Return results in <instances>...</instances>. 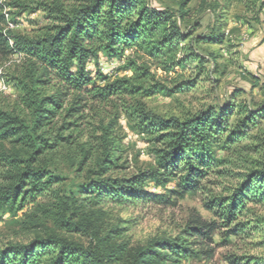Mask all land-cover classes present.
Masks as SVG:
<instances>
[{"label": "rangeland", "instance_id": "374dc122", "mask_svg": "<svg viewBox=\"0 0 264 264\" xmlns=\"http://www.w3.org/2000/svg\"><path fill=\"white\" fill-rule=\"evenodd\" d=\"M84 1L0 0V17H4L0 31L10 40V46L13 38L42 37L58 25L57 16L50 11L55 3L71 11ZM183 1L145 0V4L173 15L188 36L186 41L162 47L158 54L153 48L163 37L158 32L153 46L133 48L122 58L100 53L98 61L91 63V77H96L98 69L111 82L130 80L132 85L152 91L150 96L139 90L101 102L70 92L64 113L53 119L45 135L53 147L38 153L32 146L0 142V184L7 183L11 169L8 162L15 155L26 161L33 157L34 167L44 171L47 178L58 180L24 207L12 213L0 211V247L49 237L87 247L88 235L71 233L58 222L72 219L78 209L91 218L93 230L102 236L120 234L117 241L131 249L145 248L161 239L184 238L188 222L200 217L216 223L212 241L205 248L212 249L213 256L206 259L195 254L180 264H264V195L257 194L256 201L249 202L231 226H223L220 218L205 207L211 201L230 198L244 181L251 180L248 175L264 168V0H191L182 8ZM182 13L187 14L185 22H180ZM27 64L24 55H5L0 50V108L29 120L31 110L18 81L24 77ZM60 84L53 79L44 91L52 94ZM77 97H81L76 105L79 113L65 118V111ZM138 108L163 119H184L210 109L232 110L228 129L215 137L208 149L211 169L202 190L175 206L154 198L130 203L107 198L97 201L87 193L88 186L102 174L129 180L155 166L154 149L159 146L152 136L138 132ZM246 109L258 115L253 123H246ZM110 123L107 147L113 159L104 165L102 128ZM62 127L66 130L61 131ZM251 181L254 185L258 179ZM145 192L154 197L155 186L149 183ZM201 249L194 247L196 253Z\"/></svg>", "mask_w": 264, "mask_h": 264}, {"label": "trees", "instance_id": "16d2710c", "mask_svg": "<svg viewBox=\"0 0 264 264\" xmlns=\"http://www.w3.org/2000/svg\"><path fill=\"white\" fill-rule=\"evenodd\" d=\"M189 2L191 0H184L182 8H186ZM51 8L58 20L52 33L34 39L13 38L14 43L10 46V40L0 31L1 52L5 55L22 54L28 63L24 77L18 81L25 92V104L31 110L30 119L26 120L15 111L0 108V142L32 146L38 153L53 147L51 139L45 135L53 119L64 113L70 92L78 96L86 94L101 102L139 90L148 96L152 94V91L136 87L127 79L111 82L98 69L96 77H91V63L98 61L100 53L110 58H122L133 48L153 46L154 35L158 32L163 36L161 42L153 47L158 54L162 47L188 39L173 15L150 9L145 0H86L71 11H65L58 3ZM186 15L181 14L180 22H185ZM3 20L1 16L0 22ZM53 79L60 81V88L48 94L44 90ZM80 100L81 97H77L72 102L73 105L65 111V118L79 113L80 107L76 105ZM231 112L229 109L219 112L210 109L184 119H163L138 108V132L152 136L153 142L159 146L154 149L155 166L140 171L129 180L106 178L102 174V178L88 186L87 193L100 201L107 198L118 203H130L154 198L161 204L175 206L178 201L202 190L211 169L208 149L213 139L228 129ZM246 112V123H253L258 115L247 109ZM73 124L64 123V126ZM112 124L102 128L106 146L104 165L111 164L113 159L107 147ZM65 128L60 130L65 131ZM32 162L33 157L26 161L16 155L8 162L11 169L7 183L0 184V211L12 213L58 182L53 177L47 178V174L34 167ZM109 170L107 167L106 171ZM248 177L258 179V182L253 185V181L246 180L230 198L205 204L220 218L223 226L234 224L247 204L256 201L257 194L264 195V168L253 171ZM149 183L155 186L154 197L145 192ZM161 190L165 192L162 195L158 194ZM73 216L68 221L59 219L58 222L71 233L88 235L90 244L87 247L57 237L34 240L26 245H7L0 247V264H180L195 254L206 259L213 256V250L205 248L212 241L216 223H208L200 217L188 222L184 238L161 239L145 248L131 249L125 242L117 241L120 234L109 232L102 236L93 230L87 214L77 209ZM195 246L202 247V251L196 253ZM231 264L238 263L232 261Z\"/></svg>", "mask_w": 264, "mask_h": 264}]
</instances>
